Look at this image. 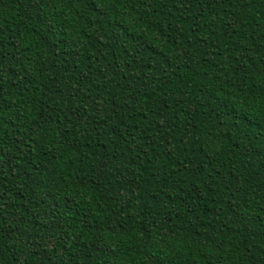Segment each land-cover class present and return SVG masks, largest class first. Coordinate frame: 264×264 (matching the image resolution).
Segmentation results:
<instances>
[{
	"label": "trees",
	"instance_id": "trees-1",
	"mask_svg": "<svg viewBox=\"0 0 264 264\" xmlns=\"http://www.w3.org/2000/svg\"><path fill=\"white\" fill-rule=\"evenodd\" d=\"M261 76L264 0H0V264H264Z\"/></svg>",
	"mask_w": 264,
	"mask_h": 264
},
{
	"label": "snow or ice",
	"instance_id": "snow-or-ice-1",
	"mask_svg": "<svg viewBox=\"0 0 264 264\" xmlns=\"http://www.w3.org/2000/svg\"><path fill=\"white\" fill-rule=\"evenodd\" d=\"M87 2L90 4H100L101 0H87ZM111 2H114V0H105V3ZM235 87L238 91L233 94L230 105L225 110L229 111L231 106H235L254 116L258 114L261 122L264 123V76L251 83L241 81ZM208 251H214V249L209 248ZM150 264H162V262L158 256L154 255Z\"/></svg>",
	"mask_w": 264,
	"mask_h": 264
}]
</instances>
